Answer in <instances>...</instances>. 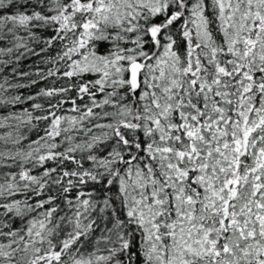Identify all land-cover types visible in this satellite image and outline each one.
<instances>
[{"label": "snow or ice", "instance_id": "6c2138e0", "mask_svg": "<svg viewBox=\"0 0 264 264\" xmlns=\"http://www.w3.org/2000/svg\"><path fill=\"white\" fill-rule=\"evenodd\" d=\"M0 264H264V0H0Z\"/></svg>", "mask_w": 264, "mask_h": 264}]
</instances>
